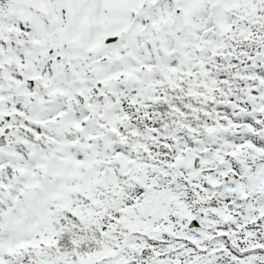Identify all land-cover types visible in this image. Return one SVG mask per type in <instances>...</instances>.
<instances>
[{
  "label": "snow or ice",
  "instance_id": "obj_1",
  "mask_svg": "<svg viewBox=\"0 0 264 264\" xmlns=\"http://www.w3.org/2000/svg\"><path fill=\"white\" fill-rule=\"evenodd\" d=\"M0 264H264V0H0Z\"/></svg>",
  "mask_w": 264,
  "mask_h": 264
}]
</instances>
